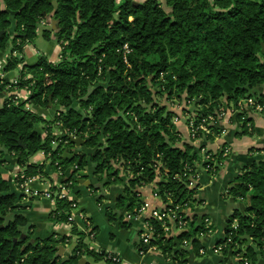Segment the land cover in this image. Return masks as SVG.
Returning <instances> with one entry per match:
<instances>
[{"label": "trees", "instance_id": "1", "mask_svg": "<svg viewBox=\"0 0 264 264\" xmlns=\"http://www.w3.org/2000/svg\"><path fill=\"white\" fill-rule=\"evenodd\" d=\"M45 18L56 20L58 60L50 61L41 52L34 63H24L23 57L10 54L0 67V74L18 69L16 84L0 76V156L12 155L25 176L48 177L45 162L29 158L38 151L50 152L45 159L53 165L58 160L63 166L61 179L74 183L88 164L84 154L62 157L65 149L71 152L75 147L68 135L74 131L84 139L80 147L92 149L88 157L92 172L104 173L105 184L123 183L114 201L121 213L117 217L111 207H105L108 220L130 227L131 222L123 220L125 213L136 211L143 202L138 188L152 184L159 207L178 205L177 216L187 225L164 233L160 223L148 217L155 226L150 245L175 264L187 261V248L199 255L200 237L213 227L205 226L204 214H191L199 185L189 187L188 183L199 166L207 164L202 149L218 159L222 151L212 153L202 143L183 141L177 121L172 120L174 113L155 102L154 96H183L192 106L184 108L190 113L184 116L185 123L217 116L220 106L238 109L241 101L250 98L264 105V0H0V53L8 42L11 51H23ZM42 34L49 38L47 30ZM124 44L129 48L125 55ZM8 84L12 85L6 89ZM14 89H25L27 97L18 98L10 92ZM28 104L59 109L48 120ZM239 111L234 115L240 121L237 134H246L252 119ZM56 122L65 134L59 136L53 130ZM37 124L42 125L40 131ZM209 127L211 132L203 139L214 140L220 126ZM122 171L130 174L126 181ZM225 194L233 200L247 198V202L243 210L235 208L227 218L224 237L217 242L226 243L221 252L245 243V235L261 249L264 157L247 162L228 183ZM21 196L0 171V264H76L84 256L119 264L111 259L112 253L84 242L85 236L95 234L96 226L85 232L73 222L70 234L60 241L53 234L34 236V226L27 224L23 214L9 217L21 207ZM69 211L70 201L57 198L49 220L66 222ZM74 234L76 244L68 259H63L58 244L67 243ZM261 250L256 255L249 246L241 257L257 259L263 255Z\"/></svg>", "mask_w": 264, "mask_h": 264}, {"label": "crops", "instance_id": "2", "mask_svg": "<svg viewBox=\"0 0 264 264\" xmlns=\"http://www.w3.org/2000/svg\"><path fill=\"white\" fill-rule=\"evenodd\" d=\"M136 1H142V0H136ZM23 48H24L23 53H24V59H25L24 63L35 62L37 59L38 53L34 55L30 51L29 52L25 51L26 46ZM6 50H7V48L0 53V67H2L5 64L4 62L6 61V59H5ZM2 59H3V62H2ZM48 59L50 61H52V59L50 57H48ZM28 60H30V61H28ZM53 62H54V60H53ZM20 67L21 66H19V68ZM17 75H18V69L7 72L6 74H4V73L0 74V76L7 82L10 80H13L14 78H17ZM261 89L264 93V85L262 86ZM10 92L15 94V95H18L19 97L20 96L22 97V96L26 95V93H27L26 90H24V89H14L13 91H10ZM28 107L32 111H34L35 113H38L39 115L43 116L44 118H46L48 120H51L53 117V113L57 109H59V107H57L56 105H50L47 108H43V107L35 106L33 104H28ZM243 111H246L247 116L252 119L251 127L249 128L248 133L237 134V132L240 131V121H238L236 119V117L233 116V118H229V120H225V119L220 120V122L218 124L220 127H224L227 130L225 135L214 138V140H205L202 138L198 142V146L202 143V144H204L205 149L211 150L212 153L217 152L219 150V148L223 146V144H227L230 147V152L227 155H222L221 159H218L217 156L215 157L216 159L212 158L213 165L210 168H206L204 166H203V168H201V167L198 168L199 170H202L201 173L205 172L207 174L206 175L207 178L204 180V181H206V180L207 181L204 185L201 186V181L203 180L202 179L203 174H200L198 180L196 181V184H198L199 187L197 189L195 196H196V198L199 199V201L201 203L198 204L196 206V208H195L196 204L194 205V209H192L191 214L196 213L197 210L201 211L198 213L204 214L205 217L209 220V223H208L209 226L211 225L213 228H215L214 230L212 228V230L209 233V234L214 233V235L207 237V240H210V243L208 245L210 247H208V249L210 248L211 250H212V247L215 244H217L218 240H220L223 237L224 228L226 226V220L229 217V215L232 213V211L235 208H239L240 210H243L245 203L247 202V198L233 200L232 198L229 197L231 199V206H230V210L228 213L229 215L226 217L225 223L223 225V234L219 235L220 236L219 238H217V237L214 238V236H216V234L218 232H217L216 227H215L216 226L215 222L213 220H211L210 215H209V213H212V209H210V210L206 209V206H208V202H207L206 198L204 197V195H203V197L197 196V193L202 192L203 189H205L206 187L209 186V184L212 183L215 185L214 188H220V189L225 188L224 192H222L223 190L222 191L220 190L219 194L223 198L227 197L225 193H226V188L228 186V183L232 179H234L238 174L241 173L243 166L247 162L251 161L252 159H262L264 157V107L260 111L248 112V108L243 109ZM177 125H178V129L181 133V137H182L183 141H189L186 123H184V121L181 122L180 120H178ZM75 148L79 149L80 146H78V147L75 146L72 148L71 152H69V151L68 152L70 154L74 155V153H76ZM5 161L8 162L6 165V168L8 169L7 172H9V174H11L12 170L15 167L14 166L15 162L12 158H9V159L7 158ZM216 164H217L218 168L216 170H214V167L216 166ZM2 165L3 166L5 165L4 162H3V164L0 165V171L3 174ZM199 170L197 172H199ZM81 174H82V176H83V174H85V176H83L80 179L82 181L79 180L80 183L85 184L86 186L90 185L84 180V177L87 176V173H81ZM120 175L122 177V172H120ZM46 180H48V181L43 182V178H42V179L38 180L37 183H32L31 187H33V188H37V187L46 188L47 183L49 181L51 183H56V182H60L62 179L57 174L51 175V173L48 172V177H45L44 181H46ZM10 182H11L12 188H14L16 190L12 180H10ZM111 187H113V188H110V186H109L108 191H106V196H108L110 198V203L112 204V206H107V207L113 208L115 198L117 197L118 194L122 193V188H119V187L116 188L115 186H111ZM152 187H153L152 184L143 185V186L138 188V191L140 192V194L142 196L141 197L142 200L146 199L150 202H153L154 206L155 205L159 206L161 204V202H159V200L152 197ZM114 190H115V192H114ZM77 192L78 191H75V192L71 191V197L77 203V208H76V210H74L75 219L73 222H74V224L77 225V228L79 230L86 232V230H85L86 224H85V221L83 220L84 218H86L89 221L90 226H96V225H93L91 222V214H87L85 207L79 205ZM113 192H114V195L112 197ZM21 195H22L23 199L25 200V202H24L25 207H28V205L31 203L32 200H35V199L42 200L44 205L42 204V206L40 205V207H36V209L41 210V212H43L44 216L49 219V213L54 208V203L51 200L44 198V197L43 198H33V197H26L23 194H21ZM102 197H103V195H102ZM211 197H212V195L207 197V199L210 200ZM98 198H100V197H98ZM213 198H214V195H213ZM100 204H101V201H98V206H100ZM79 212H81L84 215L83 218H80L77 215ZM214 216L215 215L213 214V217ZM145 217H146V215H145ZM143 219L144 218L138 219L135 221H130L131 226L134 225L137 227L138 235L144 227ZM50 224L52 225V228H51L50 232L48 231L47 235L53 234L55 237H57L58 241H60L63 236L70 234L71 226H72L71 223H67V222H57L56 223V222L50 221ZM32 225L34 226V224H32ZM235 225H236V221L233 222V226H235ZM33 232H34V230H33ZM36 236H38V235H36ZM202 236H205V235H202ZM88 237H90L89 240L92 241L89 246H91L95 249V246H94L95 234H93V235L91 234V236H88ZM213 238L214 239L217 238V239L213 240ZM138 240H139V238H138ZM138 240L136 242H139ZM136 242H134L135 246H136ZM65 244L66 243H59L58 244L59 248L63 247L61 254L59 253V255L61 257H64L63 259H65V257H68L67 255L70 253L68 250H66ZM249 246L252 248V252L255 253L256 255H258L259 249L256 247L255 242H253L252 239L251 240L249 239V242L246 240L245 243H243L242 245L241 244L237 245L236 247L232 248V250L227 249V251L225 253L223 252L224 254H222V255H219L217 252L212 251L213 253L217 254L216 258H211L210 262H204V264H240L242 261V257H241L242 252H245ZM201 248L205 249V247H203V246ZM240 249H241V251H240ZM261 249H262V251H264V246H262ZM100 250H105V249H100ZM135 251H136L135 252L136 255L130 254L127 252L124 254H123V252H121V253L110 252V253L118 256L121 260V264H147L150 262H153L154 264H156V259H157L156 253H161L159 250H150V251L145 252L143 255H140L137 252V246H136ZM121 254H123L125 256V258H126L125 261H122L123 257H121L122 256ZM203 255H205V253L202 254L201 256H203ZM152 259L154 261H152ZM247 260L249 261L250 264H264V255L257 257V259H247ZM162 261L158 262L157 264H167L166 263L167 261L170 263L169 258H165V261H166V262L164 261L165 263ZM199 262L200 261H196L195 258H193V260H190V261L187 259L185 264H202ZM173 264H175V263L173 262Z\"/></svg>", "mask_w": 264, "mask_h": 264}, {"label": "rangeland", "instance_id": "3", "mask_svg": "<svg viewBox=\"0 0 264 264\" xmlns=\"http://www.w3.org/2000/svg\"><path fill=\"white\" fill-rule=\"evenodd\" d=\"M134 1H136V0H134ZM166 9L168 10V8H166ZM56 28H57L56 22H53V19H51V18L50 19L49 18L42 19L39 22L38 34L36 35V37L31 42H25L26 44H24V46H23V47L26 46L25 51H28V52L30 51L34 55L37 53H38L37 55H39V53L42 52L47 57H50L52 59V61L58 60L60 49H59L58 43L56 41V32H55ZM44 30H47L49 32V38L48 39H46L45 36L42 34V31H44ZM19 42H20L19 40H16L15 44L18 45ZM8 43L9 44H7V50L5 52L6 61H7V58L9 57L10 54H12L13 57H18V58L23 57V60L25 61L23 51L19 52V50H17V49L11 51L10 49L12 47V44H10V42H8ZM22 49H24V48H22ZM37 58H38V56H37ZM28 61H30V60H28ZM2 62H3V59H2ZM4 74H6V73H4ZM6 95L7 94H5V95L3 94V97ZM27 95H28V92L26 93V95H24L22 97L21 96L19 97L18 95H16V96L20 99H25L27 97ZM154 100L159 105L166 106L167 110H171L174 113L172 120L175 121V118H177L181 122H183V121H184V123L186 122L185 121L186 118H184V116L188 117L186 114H190V113H189V111H187V109H184V108H187V107L191 108L192 106H191V104L186 102V100L184 99L183 96L181 98L175 97V98L169 99V98H167L166 94H163L162 96L155 95ZM253 101L255 102V105H256L257 102L254 99H253ZM252 109L248 108V112L260 111L254 107ZM239 112H242V111H238V113ZM234 115L237 117V115L234 113L231 116V118H233ZM53 116H54V113H53ZM227 120H229V118ZM40 125L41 124L36 125V127L39 131H40L41 126H42V125L41 126ZM222 129H224V130L222 131ZM53 130L58 134L60 131V128L58 126H54ZM226 132H227V130L224 127H220V134L218 136H216L215 138L225 135ZM204 136H206V135H204ZM224 146L228 147L229 152H230V147L227 144H225ZM75 149H76L77 154H80V155L84 154L86 156V159L88 160V165H86L85 170L79 171V174L87 173V176L84 177V180L90 185L86 186L85 184L80 183L79 180L83 176H82V174L80 176L77 175V179L73 183L71 190H72V192L78 191L77 196H78V200H79V205L85 207L86 213L91 214L92 224L97 226V229L95 231V238H94L95 250L105 249L106 252H115V253L123 252V254L127 252L130 254L136 255V253H135L136 252L135 251L136 246L134 245V242H136L139 238V235L137 233V227L134 225L129 227V228L120 227L118 225V220H108L107 217L105 216V213H104L105 207L112 206V204L110 203V198L108 196H106V191H108L109 186H110V188H113L111 186H115L116 188H118V187L122 188L123 183H121V182L114 183L113 182L109 185L105 184L104 173L94 174L92 172V163L88 159L89 153H92V149L85 147V146L80 147L79 149H77V148H75ZM11 156H10V154H8L6 152L0 156V160H4V164H5L4 166L2 165V171H3L2 176L10 184H11L10 180H12V182H13V179H12L13 175H14L13 171H14L15 167L17 166L15 163L14 164L15 167L12 170L11 174H9V172H7L8 169L6 168V165L8 162H6L5 160L7 158L8 159L13 158ZM213 159H216V158L213 157ZM42 160H43V162H45L44 171L46 170L47 174L49 172V173H51V175H56L57 174L56 167H54V165L51 164L50 159H45V156L44 155L42 156L40 151L36 152L34 155H32L29 158L30 162H36V163L41 162ZM200 167L203 168L202 165H200L199 168ZM201 172H202V170H199L198 173H199V176H200V174H203V177H202L203 180L201 181V186H202L207 181V180L204 181L207 178V176H206L207 174L205 172H203V173H201ZM100 175H102V178H99ZM129 175H130L129 173L122 171V177L124 178V181H126V179L129 177ZM45 177H47V176H43V182L48 181V180L44 181ZM13 184H14V182H13ZM214 186L215 185L212 183L209 184V186L206 187L205 189H203L202 192L197 193V196L203 197V195H204V197L206 198V200L208 202V206H206V209L207 210L212 209V213H209V215H210L211 220H213L215 222V225H216L215 227H216V230L218 232L216 234V236H214V238L215 237L219 238L220 237L219 235L223 234V225L225 223L226 217L229 215L228 213H229L230 206H231V199L229 197L223 198L220 196L219 191L223 190L222 192H224L225 188H222V189L214 188ZM114 192H115V190H114ZM114 192L112 194V197L114 195ZM102 195H103V197H102ZM210 195H212V197L209 200V199H207V197H209ZM213 195H214V198H213ZM98 197H100V201H101L100 206H98V201H97ZM197 200L199 201L198 198H197ZM18 201H19V204L21 205V207L15 208L13 210V212L10 213L9 217L11 218L13 213L23 214L27 219V224H34V226H35V227H33V230H34L33 235L34 236H36V235H38L39 237L47 236L48 231L50 232V230L52 228V225L50 224V220L44 216V214H43V212H41V210L36 209V207H40V205L42 206V204H43L42 200H39V199L32 200L31 203L28 205V207L24 206L25 200L23 199L22 196H21V199H18ZM198 201H197L196 205L194 204L195 208L198 204L201 203L200 201L199 202ZM112 211L116 213L117 217L121 213V210L119 208H115V207L112 208ZM198 212H201V211H198V210L196 211L198 217H200L201 213H198ZM213 214L215 215L214 216L215 218L213 217ZM214 229L215 228H213V230ZM209 233L205 234V236L200 237V245L199 246L205 247V255L201 256V255L195 254L194 251H192V248H187L188 253L185 256L186 260L188 259L190 261V260H193V258H195L196 261H200L199 263L204 264V262H210L211 258H216L217 254L213 253L210 248L208 249V247H210V246H208L210 243V240H207V237L214 235V233H212V234H209ZM223 237H224V235H223ZM77 238H78L77 235H75V234L71 235L68 242L65 244L66 250H68L69 252L71 251V249L76 244ZM89 238L90 237H88V236H85V238H84V242L88 243V245H90V243L92 242L91 240H89ZM214 238H213V240L217 239V238L216 239H214ZM258 249L261 250L260 248H258ZM262 252L264 255V251H262ZM123 254H121L122 255L121 257H123L122 261H125L126 258ZM218 254L222 255L224 253L219 252ZM156 257H157L156 264L162 260H163L162 262L165 261V258L163 257V255L161 253H156ZM84 258L88 262V264H104V259L96 261L90 256H86V257L84 256ZM152 261H154V260L152 259ZM166 263L167 264H173V262L171 260H170V263L168 261Z\"/></svg>", "mask_w": 264, "mask_h": 264}, {"label": "built area", "instance_id": "4", "mask_svg": "<svg viewBox=\"0 0 264 264\" xmlns=\"http://www.w3.org/2000/svg\"><path fill=\"white\" fill-rule=\"evenodd\" d=\"M123 54H127L129 52V48L127 44H124L122 47ZM126 61V60H125ZM17 78H14L13 80H10L12 84L17 83ZM12 84L6 85V89H8ZM256 108L258 110H262L264 105L258 104L253 101L252 98L243 100L240 102L238 109L235 107H224L220 106L218 109L217 116L213 115H207L203 118H200L198 120H193L190 119L188 123H186V127L188 130V138L189 140L196 144L198 146L199 140L204 138V135H207L211 132V128L209 125L213 124H219L220 120L225 119L227 120L228 118H231V116L238 112L239 110H243L245 108ZM175 121H178L177 118H175ZM197 121V122H196ZM56 126H61L59 122L55 123ZM224 129H222L223 131ZM59 136L65 134L63 131L60 129L59 131ZM69 137H76L77 135L74 133V131L69 132ZM67 143V140L64 141V144ZM53 146H56V142H52ZM219 150L222 151V155H227L229 153V148L226 146H222L219 148ZM41 155L49 157L51 155L50 152H43L40 151ZM202 157L207 164L204 166L206 168H210L213 163H212V155L211 154H206L205 150L202 149ZM54 166L56 167V172L58 176L63 175V166L59 163L58 160H55ZM198 171V169H197ZM20 173L19 176H17ZM43 175L42 174H36L32 176H25L22 172L21 167L16 166L14 169V175H13V182H14V187L16 188L17 191H19L21 194H23L26 197H33V198H47L51 200L53 203L57 198H64L70 201V211L67 216V223H73L75 219V213L74 210L77 208V203L76 201L71 197V187L73 182L71 180H66L67 178H62L60 182L56 183H51L50 181L47 183L46 188L42 187H37L33 188L30 185L32 183H37L38 180L42 179ZM199 178V173L196 172L194 175L192 174L188 183L189 187H193L196 184V181ZM153 198H156V194H152ZM179 210V206H174V207H159V206H154L151 204L150 201L144 199L143 202L140 204V206L136 209L134 212H127L124 215V221H135L138 219H143L144 222V227L139 233V241L140 245L137 246V252L140 255H143L145 252L150 251V250H159L156 246H151L150 245V240L155 236V226L150 223V221L147 219L148 217L152 218L156 222L160 223V227L162 228L164 233H175L178 232L179 230L183 229L186 227L187 223L185 220H182L181 217L177 216V212ZM80 218H83L84 215L79 212L77 214ZM146 215V217H145ZM144 216V217H143ZM86 224V232L90 230V223L89 221L84 218L83 219ZM175 220V221H174ZM204 223L205 226H209V220L205 217L204 218ZM91 236V235H90ZM183 244H188V240H183ZM226 246V243H220V244H215L212 247V251L214 252H221L223 247ZM264 246V245H263ZM198 253L200 255L205 253L204 248H199ZM111 259L113 261H116L117 263L121 264V260L118 256L116 255H111ZM147 264H154L153 262L147 263ZM176 264H181L176 262ZM185 264V263H182ZM240 264H250L247 259H242Z\"/></svg>", "mask_w": 264, "mask_h": 264}, {"label": "water", "instance_id": "5", "mask_svg": "<svg viewBox=\"0 0 264 264\" xmlns=\"http://www.w3.org/2000/svg\"><path fill=\"white\" fill-rule=\"evenodd\" d=\"M53 22H56V20H54L53 19ZM0 34H1V32H0ZM71 142L75 145V146H81L83 143H84V139H82L81 137H79V136H76V137H71ZM62 157L63 158H72L73 157V155L72 154H70L69 152H68V149H65L64 151H63V153H62ZM83 176H85V174H83ZM80 181H82V180H80ZM243 237V239H245V240H247L248 242H249V236H247V235H245V236H242ZM251 240V239H250ZM63 250V247H60L59 248V251H58V254L60 253L61 254V251ZM65 259H68V257H65ZM86 260H85V258L84 257H82V258H80L79 260H78V262L76 263V264H86Z\"/></svg>", "mask_w": 264, "mask_h": 264}]
</instances>
